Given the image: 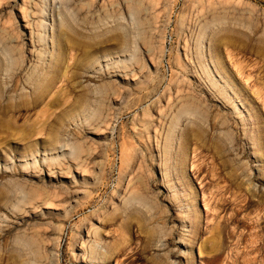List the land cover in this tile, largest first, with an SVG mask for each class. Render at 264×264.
Returning a JSON list of instances; mask_svg holds the SVG:
<instances>
[{
	"label": "rangeland",
	"instance_id": "rangeland-1",
	"mask_svg": "<svg viewBox=\"0 0 264 264\" xmlns=\"http://www.w3.org/2000/svg\"><path fill=\"white\" fill-rule=\"evenodd\" d=\"M0 264H264V0H0Z\"/></svg>",
	"mask_w": 264,
	"mask_h": 264
},
{
	"label": "bare ground",
	"instance_id": "bare-ground-1",
	"mask_svg": "<svg viewBox=\"0 0 264 264\" xmlns=\"http://www.w3.org/2000/svg\"><path fill=\"white\" fill-rule=\"evenodd\" d=\"M230 22V21H229ZM225 23V22H224ZM227 24V23H226ZM230 24V23H229ZM225 25V24H224ZM229 26V25H228ZM225 28V27H224ZM222 29H223V27H222ZM230 29H231V27H226L225 28V30L223 31V33H222V36H221V39L224 41V42H227V43H231V42H233L232 41V38L233 37H235L234 35H233V37L231 38V32H232V30L230 31ZM221 33V32H220ZM233 34V33H232ZM235 34V33H234ZM42 83H44V81L42 82ZM38 85V84H37ZM44 85V84H43ZM43 85L41 84V86H40V91L41 92H44L45 90H44V88L45 87H43ZM217 86V85H216ZM38 88V87H37ZM47 91V90H46Z\"/></svg>",
	"mask_w": 264,
	"mask_h": 264
}]
</instances>
